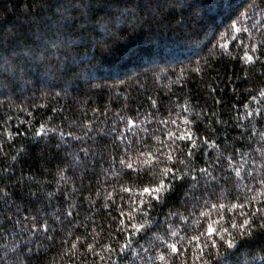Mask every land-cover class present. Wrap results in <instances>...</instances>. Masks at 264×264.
Here are the masks:
<instances>
[{"label":"trees","instance_id":"trees-1","mask_svg":"<svg viewBox=\"0 0 264 264\" xmlns=\"http://www.w3.org/2000/svg\"><path fill=\"white\" fill-rule=\"evenodd\" d=\"M262 165L264 0H0V264H264Z\"/></svg>","mask_w":264,"mask_h":264},{"label":"snow or ice","instance_id":"snow-or-ice-1","mask_svg":"<svg viewBox=\"0 0 264 264\" xmlns=\"http://www.w3.org/2000/svg\"><path fill=\"white\" fill-rule=\"evenodd\" d=\"M237 22L238 23H242V21L237 18ZM229 27H232L231 25H229ZM249 60H252L253 57L249 56L248 57ZM249 115H251V113H249ZM115 132V129L113 130ZM187 137H182V139H185ZM131 147V145H129V148ZM127 150V149H126ZM192 152L189 151L188 152V156H192ZM181 163H183V161H181ZM221 163V159L217 158L216 161L214 162L213 167H219ZM245 164H247V161H244ZM253 164H255V160L252 161ZM129 168H131V165H128ZM262 167H264V165H262ZM201 173H204L205 175L203 176V181L202 183L200 181H197V190L200 187H206L208 189V191L202 193L201 197H193V199L196 201V203H199L200 200L206 198L212 191V189L219 187L220 182L225 180L226 178L224 176H214L212 175L210 172H208L207 168H202ZM187 177V173H185V175H181V176H177L175 173V170L172 171L168 176L165 177V182L169 185H171L172 187H168L165 188V182H162L158 188L156 189H152V188H145L144 192L145 194H148L150 196L151 200L154 201H162V199H166L167 196L174 191L175 185L177 184V182H183L186 180ZM249 178H252V173H249ZM191 180H197L196 176H192ZM257 183H261L264 184V177H261L259 180H257ZM155 191L156 195L155 196H151V193ZM261 203H264V201H261ZM195 207V205H193ZM249 207H252L251 203L249 202ZM187 207V205H186ZM212 208H216L215 204L211 205ZM221 207H224L223 205H221ZM238 207H240L241 209L245 208L244 204H240L238 205ZM261 209L259 207H255L254 211L252 212V217L256 218V219H245L242 225V231H241V235L243 236L245 233H248L249 235H251L252 233L256 232L257 230H260L261 232H264V216H260ZM202 216L204 215L203 213L201 214ZM241 215L246 216L247 213L246 212H241ZM175 221H169V219H165L163 221V224L168 225L169 228L171 226V223H174ZM157 223H160V221H157ZM254 225V227H253ZM232 227H236L235 224L232 225ZM168 228H165V231H168ZM227 231V230H225ZM217 232V228L212 227L211 225L207 226V230L206 232L201 233L200 235H193L191 237V239L188 241V246L191 247L194 243L196 245L197 248L200 249V251H203L204 247H205V243L206 241H204V237L205 236H214L215 233ZM175 233H173L174 235ZM129 239H131V237L129 236ZM213 246H215V242H213ZM228 246L229 248H234L235 250H239L240 245H233L232 241L228 242ZM130 247L129 244H125L122 246L123 249H128ZM111 250V249H110ZM148 250L145 249V252H147ZM181 252V249L174 243L171 245V253L174 256H179ZM159 259L163 260L164 256L161 255L159 257ZM260 259L264 260V257H261ZM148 260L150 262L151 257H148Z\"/></svg>","mask_w":264,"mask_h":264}]
</instances>
